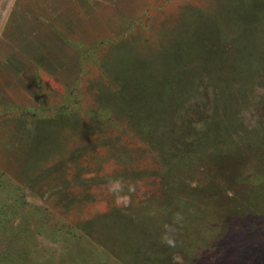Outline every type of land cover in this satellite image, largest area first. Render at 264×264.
Wrapping results in <instances>:
<instances>
[{"label": "rangeland", "instance_id": "1", "mask_svg": "<svg viewBox=\"0 0 264 264\" xmlns=\"http://www.w3.org/2000/svg\"><path fill=\"white\" fill-rule=\"evenodd\" d=\"M0 264H264V0H0Z\"/></svg>", "mask_w": 264, "mask_h": 264}, {"label": "trees", "instance_id": "2", "mask_svg": "<svg viewBox=\"0 0 264 264\" xmlns=\"http://www.w3.org/2000/svg\"><path fill=\"white\" fill-rule=\"evenodd\" d=\"M178 147L179 148H176V146L174 147V153L175 154H177L176 156H180V154L183 152L182 151V149L183 148H181L179 145H178ZM187 147H192L190 144H187ZM175 172H176V169H175ZM179 174V175H178ZM198 175V174H197ZM197 175H194V173H192V171H187V173H186V175L184 176V175H181V173L179 172V173H177L176 174V179L178 180V182H176L175 181V178L173 179V177H170V176H168L169 177V180L168 181H165V188H164V193H167V195H168V199H169V197H171L172 196V192L174 191V190H178V191H180L181 189L180 188H185V189H188V188H186V186H185V180L187 179V177H195V176H197ZM192 178H190V180L192 179ZM171 191V192H170ZM177 191V192H178ZM172 198H173V196H172ZM234 217V216H233ZM139 223L140 222H138L137 221V223H136V226L137 225H139ZM132 226H134L135 227V224H131ZM150 231V230H149ZM149 233V232H148ZM168 240V239H167ZM236 242H239V241H236ZM232 243L233 244V247H237V246H239V244H237V243ZM153 244H155V243H153ZM153 244H152V247H153ZM164 245V244H163ZM154 248V247H153ZM153 248H149V249H151L152 251H153ZM157 249V251H158V247L156 248ZM148 261H150V262H153V261H151V260H148ZM138 263H139V261H137Z\"/></svg>", "mask_w": 264, "mask_h": 264}]
</instances>
